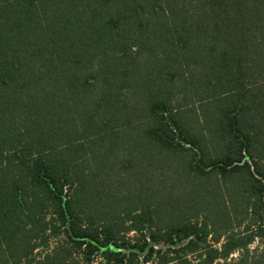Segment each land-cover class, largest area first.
I'll return each mask as SVG.
<instances>
[{
  "label": "trees",
  "instance_id": "1",
  "mask_svg": "<svg viewBox=\"0 0 264 264\" xmlns=\"http://www.w3.org/2000/svg\"><path fill=\"white\" fill-rule=\"evenodd\" d=\"M163 168L242 231L156 228ZM68 261L264 264V0H0V264Z\"/></svg>",
  "mask_w": 264,
  "mask_h": 264
},
{
  "label": "rangeland",
  "instance_id": "2",
  "mask_svg": "<svg viewBox=\"0 0 264 264\" xmlns=\"http://www.w3.org/2000/svg\"><path fill=\"white\" fill-rule=\"evenodd\" d=\"M192 96L193 94H190L189 97ZM188 103H190L192 107L199 108V105L197 104H193L190 101ZM195 158L196 159L194 161H197V155H195ZM186 159L187 158H184L183 162H185ZM170 160L175 163V167L182 163L173 157L170 158ZM176 170L175 168H163V170H161L163 173H154V175L151 176L149 180H147L148 182H150V180L152 181L150 185L147 186V189L152 193V195L156 194L158 196L157 200L164 202L163 206L161 207L162 213L159 216L160 221L157 223V225H155L156 228H162L166 223L172 222L179 215V213L184 210L189 213V217H191L194 223H204L208 225L210 235L207 237V241L212 244L215 243V239H218V236L222 234L224 235L227 231L235 233L242 231L244 223L239 226L240 224L238 223V220H234V216L230 215L231 224L228 226L223 224L224 221H218V210L223 213V202L222 200L219 201L218 194L219 192L221 193L222 190L224 191L225 188L223 187L222 183H220V189H218L219 183L215 174L200 180L188 176L183 184L181 182L182 177L180 176L181 171L177 168ZM130 183L132 188V186L137 184L136 178L132 177L130 179ZM226 185H228V183ZM234 186L236 188V185ZM165 194L168 196H165ZM169 196L175 199V201L172 200L173 202L184 204L182 208L179 207V204H177L178 207L171 208L167 204L169 201H171L166 198ZM153 198H155V196L148 199L147 202H152ZM228 211L231 213V210L228 209ZM138 237L139 234L134 232L127 234V238H129L131 242H133ZM223 238L224 237H222L220 241H223ZM261 243L262 241L260 239L255 240L250 248L252 255L257 256L259 254L262 249ZM215 246L218 247V244L215 243ZM237 256L238 254L235 253L232 258H236ZM65 264H71V262L68 261Z\"/></svg>",
  "mask_w": 264,
  "mask_h": 264
}]
</instances>
